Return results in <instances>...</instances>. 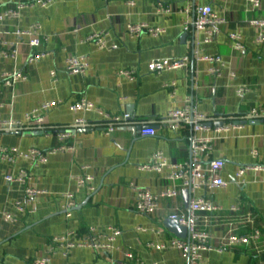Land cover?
Returning <instances> with one entry per match:
<instances>
[{"label":"crops","instance_id":"obj_1","mask_svg":"<svg viewBox=\"0 0 264 264\" xmlns=\"http://www.w3.org/2000/svg\"><path fill=\"white\" fill-rule=\"evenodd\" d=\"M259 1L256 9L251 0H55L47 8L36 4L25 7L19 10L18 18L0 23V55L9 48L18 50L16 58L0 56V123H24L30 112L48 103L58 104L46 113L44 130H0V149L27 152L32 148L49 151L63 144L71 146L70 151L52 154L47 164L36 167L27 161L9 164L0 160V264H32L48 255L54 237L70 231L83 240L90 228L106 234L111 227L122 232L112 249L76 248L68 257L56 249L51 264H131L125 258L127 253L134 254L142 264H188L180 252H159L153 246L180 239L165 228V221L177 211L189 214L192 199L204 192L197 191L191 197L182 192L175 200H162L153 216L136 212L135 195L138 188L159 193L170 187L163 175L140 168L156 152H162L173 164L190 163L193 139L213 141L204 163L225 162L222 175L227 186L208 195L223 208L221 215L225 218L232 207L240 205L242 213L254 215L255 227L262 232L260 255L248 247L213 250L203 254L204 263L264 264V119L254 124L245 119L254 109H264V46L256 43L258 35L264 33L260 26L264 23V0ZM160 4L172 11L158 14ZM18 5L19 0H4L0 15L18 11ZM204 6H211L225 20L210 42H206L204 33L193 29L197 9ZM138 24L161 28L165 33L132 38L127 27ZM187 24L190 28L186 31ZM34 26L41 30L37 48L29 46V36L17 35ZM99 32H106L109 44L118 48L99 50L85 42ZM232 34L241 38V52L234 51ZM38 53L47 56L30 64V57ZM70 57L83 58L89 64L86 75L66 72ZM184 57L190 60L185 70L160 75L148 70L152 61ZM199 57H220L224 63L221 74H211L212 64ZM15 71L26 79L6 87L4 75ZM121 71L132 72L134 80L121 76ZM173 83L174 96L173 89L167 87ZM240 88H246L243 97L238 95ZM82 100L96 110L73 111L72 107ZM187 100L208 119L206 122H224L225 127L196 131L188 125L174 130L160 124L169 112L183 108ZM99 112L129 114L138 122L152 124L149 127L156 134L142 136L139 131L120 128L108 135ZM78 119L98 128L72 130ZM56 129L71 130V138L61 142ZM253 152H257L256 158ZM252 166L263 170H249L239 181L238 170ZM22 170L29 174L27 186L46 194L27 199L23 186L6 182V176H17ZM80 176L93 178L89 183L92 191L78 187ZM66 194L74 196L75 207L70 212L64 208ZM4 214H11L15 220L6 221ZM225 221L209 228L214 244L226 235Z\"/></svg>","mask_w":264,"mask_h":264},{"label":"built area","instance_id":"obj_2","mask_svg":"<svg viewBox=\"0 0 264 264\" xmlns=\"http://www.w3.org/2000/svg\"><path fill=\"white\" fill-rule=\"evenodd\" d=\"M55 0H36V2H27L26 0H19L18 11L4 12L0 15V23L5 19L18 18L19 10L34 6V4L41 8H47L54 3ZM4 0H0V3ZM254 8L260 7L259 0H251ZM172 9L170 7L160 4L158 6L157 13H170ZM197 16L193 23V29L198 33H204L206 42H210L215 34L217 27L225 23V20L219 17L212 9L211 6H204L197 9ZM264 28V23L260 24ZM190 24H187L185 30H189ZM40 27L34 26L29 31H18V36H29V46L31 48H37L41 45V32ZM127 33L132 38H139L145 33H149L152 36H159L165 33L161 28H150L147 24L129 25L127 27ZM230 40L233 43V49L236 52L243 50V44L241 38L237 34L230 35ZM86 43L94 44L99 50H116L118 48L115 44H109L108 34L106 32H99L89 36ZM256 43L260 46H264V33L259 34L256 38ZM4 58H16L18 50L16 48H9L1 53ZM0 55V56H1ZM47 56L46 53L34 54L30 57V64L37 63ZM200 61L208 62L212 64L210 73L213 75H220L224 69V63L220 57H199ZM189 57L155 60L152 61L148 70L152 74L160 75L168 71L185 70L189 65ZM89 64L79 57H70L66 61V72L70 75L84 76L88 72ZM121 76L134 80V74L132 72L121 71ZM52 73V76H55ZM25 76L17 71L7 73L3 77V81L6 87L12 88L16 83L25 80ZM167 87L172 88V95H175L176 84H170ZM246 92V88H240L238 95L243 97ZM58 104L55 102L45 104L42 108L34 110L26 115L25 122H2L0 123V130L4 133H11L15 131H25L26 128H33L35 130L45 129V115L48 111L55 108ZM75 112H91L95 111V106L86 100H82L72 107ZM104 119L103 129L106 134L110 135L120 128L129 127H145L146 129L141 132L142 136H154L156 131L151 128L152 124L148 122H138L132 118L129 114L122 116H110L103 112H99ZM247 121L254 124L257 120L264 119V109H254L249 113L246 118ZM208 119L205 116L198 114L191 106V100L186 101V105L169 114L160 122L170 126L174 130H180L181 128L192 125L194 130H201V125ZM98 128L88 122L85 119H78L72 130H89ZM58 133V139L61 142H66L71 138V130L56 129ZM212 139H193L191 142V161L187 164H173L162 152H156L149 160V162L142 166V171L156 172L159 175H163L164 178L170 183V187L160 191L159 193H153L147 189H137L135 195V210L138 214L143 216H153L160 208V202L162 200H175L182 192L189 191L191 195H195L197 191H203L204 195L201 197L193 198L190 204V213L186 214L181 211H177L170 219L176 220L180 226L188 228L187 239H171L163 243H159L153 246V248L159 252L167 250H176L187 258L188 264H205L203 254L217 250L219 252L233 250L237 247L251 248L256 254L260 255L262 252L261 238L262 232L255 227V217L252 213H242L240 205H236L230 209L229 215L224 220V216L221 213L224 211L219 205H217L212 199L208 197L214 191L223 189L227 186L226 181L223 178V171L225 169V162L223 160H211L208 163H204V158L209 156L212 152ZM71 146L63 144L60 147L54 148L49 151H43L40 149L32 148L27 152H22L16 149H0V160L9 164H17L20 161H27L32 166L45 165L48 163L49 156L55 153L70 151ZM252 155L256 158L257 152H253ZM263 170L260 166L244 167L238 170L236 177L239 181H242L243 177L249 170ZM8 183H18L25 188V195L27 199H36L46 192L32 189L27 186L29 181V174L27 171L22 170L17 176L8 175L5 177ZM93 178L90 176H80L76 182L80 188H88L93 190L91 183ZM65 210L70 212L75 207L74 196L72 194H66ZM18 210H21L20 204L17 206ZM70 214L68 215V217ZM4 219L9 222L15 220L11 214H4ZM226 222L227 231L226 235L214 244V239L209 231V228L213 224L220 225ZM140 231H145L143 228H139ZM162 231H158L157 234H161ZM122 235L119 228L111 227L106 234L98 233L94 228L88 230V236L86 239L80 240L78 236L73 232H66L60 236L52 239V247L50 252L46 256L35 259L32 264H51L52 254L58 249L64 257H68L70 252L76 248H90L95 251L112 249L114 242ZM125 258L129 263L142 264L132 253H127Z\"/></svg>","mask_w":264,"mask_h":264},{"label":"water","instance_id":"obj_3","mask_svg":"<svg viewBox=\"0 0 264 264\" xmlns=\"http://www.w3.org/2000/svg\"><path fill=\"white\" fill-rule=\"evenodd\" d=\"M202 128L207 129V128H212L214 127L215 130L222 129L225 127L224 122H216V123H211V122H203L201 125ZM125 130H133V131H139L142 132L146 128L144 127H129V128H121ZM82 132H87L89 130H81ZM184 195L186 197H191V193L189 191L184 192ZM164 226L167 230H169L172 234H174L177 238L180 239H185L188 237V228L180 226L179 223L176 220L168 219L165 221Z\"/></svg>","mask_w":264,"mask_h":264}]
</instances>
